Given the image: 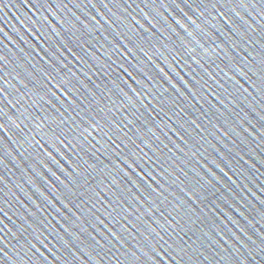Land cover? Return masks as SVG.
<instances>
[{
    "label": "snow or ice",
    "instance_id": "snow-or-ice-1",
    "mask_svg": "<svg viewBox=\"0 0 264 264\" xmlns=\"http://www.w3.org/2000/svg\"><path fill=\"white\" fill-rule=\"evenodd\" d=\"M113 235H115V234H113ZM152 247H155V246L153 245ZM140 252L143 253V256L138 255L137 251H135V250H132L129 253V256L131 257L130 264H144L145 258H147V260L150 262V264H153L154 258L158 256L157 252L155 255H153L151 252L145 251L144 249H140ZM168 255H170V254H168ZM172 259L174 260L175 258L172 257Z\"/></svg>",
    "mask_w": 264,
    "mask_h": 264
}]
</instances>
